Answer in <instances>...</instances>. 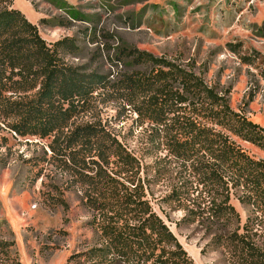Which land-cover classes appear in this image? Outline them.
<instances>
[{
	"label": "trees",
	"instance_id": "1",
	"mask_svg": "<svg viewBox=\"0 0 264 264\" xmlns=\"http://www.w3.org/2000/svg\"><path fill=\"white\" fill-rule=\"evenodd\" d=\"M12 5L13 0H0V120L11 122L9 130L19 137H51L50 151L62 157L64 170L83 188L82 203L93 214L89 224L98 240L69 260L193 264L152 210L134 157L100 125H69L102 91L151 125L166 158L182 169V182L163 202H187L185 196L191 209L178 210L192 217L189 222L207 220L222 227L211 244L227 264H264V159L250 156L236 142L264 154V129L230 109L228 91L136 51L121 55L150 65V71L125 74L109 84L66 65L58 52L72 50L73 41L47 45ZM260 31L264 39V23ZM241 63L251 64L247 58ZM232 199L249 209L244 222ZM58 204L66 210L64 201ZM10 248L12 242L0 241L6 258Z\"/></svg>",
	"mask_w": 264,
	"mask_h": 264
},
{
	"label": "rangeland",
	"instance_id": "2",
	"mask_svg": "<svg viewBox=\"0 0 264 264\" xmlns=\"http://www.w3.org/2000/svg\"><path fill=\"white\" fill-rule=\"evenodd\" d=\"M12 7L47 45L72 40L74 48L59 57L84 74L109 84L125 74H146L150 65L135 64L121 52L147 53L191 71L208 87L228 91L230 109L264 129V0H13ZM243 58L251 64H242ZM105 95L93 94L69 125H100L134 157L152 210L193 264H227L211 244L222 227L189 222L192 217L178 210L191 209L185 196L187 202H163L182 182V169L166 158L154 128ZM10 123L0 120V241L13 248L9 258L0 252V264H88L69 260L98 240L89 224L93 214L82 203L83 188L64 170L62 157L50 151L51 137H19ZM236 142L264 159L252 146ZM230 204L244 222L249 209L233 199Z\"/></svg>",
	"mask_w": 264,
	"mask_h": 264
},
{
	"label": "crops",
	"instance_id": "3",
	"mask_svg": "<svg viewBox=\"0 0 264 264\" xmlns=\"http://www.w3.org/2000/svg\"><path fill=\"white\" fill-rule=\"evenodd\" d=\"M26 3V2H25ZM27 4V3H26ZM256 125H258V124H256ZM259 126V125H258Z\"/></svg>",
	"mask_w": 264,
	"mask_h": 264
}]
</instances>
